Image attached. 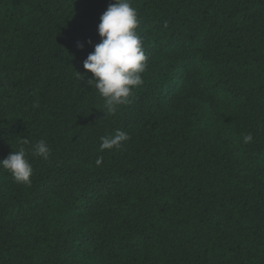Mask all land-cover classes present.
I'll return each instance as SVG.
<instances>
[{"label":"trees","instance_id":"1","mask_svg":"<svg viewBox=\"0 0 264 264\" xmlns=\"http://www.w3.org/2000/svg\"><path fill=\"white\" fill-rule=\"evenodd\" d=\"M111 3L0 0V161L51 148L30 186L0 169V264H264V0H130L148 67L115 115L83 68Z\"/></svg>","mask_w":264,"mask_h":264},{"label":"clouds","instance_id":"2","mask_svg":"<svg viewBox=\"0 0 264 264\" xmlns=\"http://www.w3.org/2000/svg\"><path fill=\"white\" fill-rule=\"evenodd\" d=\"M138 26V13L130 0H114L100 17L97 31L101 41L83 62L85 74H92L88 84L95 87L103 98V113L108 115H115L121 106L130 103L133 89L144 83L142 74L147 70L148 57L136 31ZM76 76L83 79L77 71ZM32 107L39 108V103L35 102ZM129 139L126 132L117 130L114 135L101 137L100 150H118ZM252 140V135L243 138L245 144ZM21 144L27 146L30 141L21 139ZM25 146L0 161V169L8 172L17 184L30 186L33 167L28 159L29 154L48 160L51 148L45 140L30 147ZM102 160V157L97 159L98 166Z\"/></svg>","mask_w":264,"mask_h":264}]
</instances>
